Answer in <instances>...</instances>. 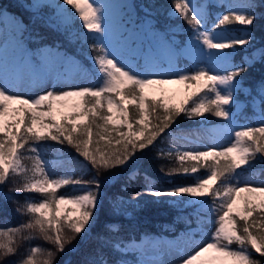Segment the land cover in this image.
Returning <instances> with one entry per match:
<instances>
[{
	"label": "snow or ice",
	"instance_id": "1",
	"mask_svg": "<svg viewBox=\"0 0 264 264\" xmlns=\"http://www.w3.org/2000/svg\"><path fill=\"white\" fill-rule=\"evenodd\" d=\"M20 6L31 12L34 22L63 29L72 25L73 12L69 11L70 6L82 21L83 27L93 34H81L78 38L83 42L88 39L96 41L91 46L96 55L89 59L102 75V84L96 88L79 87L59 92L48 90L33 98L11 94V90L22 86L33 87L49 81H74L87 75V72L77 60L62 53L59 45H43L35 52L28 49L25 46L26 32L29 33L28 39L42 40L43 37L39 33L33 36L22 19L7 17L0 12V22L10 26V31L0 29V185H5L10 177L21 176L24 181L22 187L13 191L42 194L39 201L26 197V203L17 208L18 213L30 217L28 222L0 230V258H5L0 260V264H10L6 258L16 254V238L25 231L30 234L38 231L59 252H65L66 244H71L82 233L87 234L94 211L100 203L102 182L98 178L87 182L68 177L49 179L45 162L40 158L39 141L48 138L60 143L67 141L97 170L113 169L133 161L134 149L139 147L143 150L151 145L174 122L173 117L181 113L188 119L203 117L205 113L222 118L226 123L210 130L213 142L225 136H234L232 145L224 147L223 151H188L179 156L180 161H184L186 157L191 160L230 157L225 169L213 168L206 178H201L192 186L150 192L155 197H180V194H188L201 206L196 210L197 216L207 209L216 217L211 242L199 247L183 264H212L220 259L230 260L231 264H260L259 260L253 259L250 250L264 256V223H250L249 217L258 210L264 213V199L255 203L245 197L243 210H235L234 206L241 192L264 197V187H251L247 183L241 187L239 173L236 171L241 165L249 164V160L257 159V154H261L259 159L264 161V126L235 129L240 93L252 97L253 106L258 109L259 119L264 125V77H261L255 87L245 88L246 77L242 75L257 65L264 67V43L257 46L251 32L237 37L229 36L227 30L217 32L216 29L233 22L253 25L256 19H264V0H246L239 12L229 5L227 13L220 14L211 28H204L209 18L206 7L210 5L197 6L191 0H176L174 11L193 26L192 35L184 43H177L174 38L170 39L154 27L149 6L143 8V21L131 18L127 2L112 4L109 0H63L61 3L58 0H31L27 5ZM45 9H53V15L45 18ZM237 45H248L251 49L238 65L232 63L233 53L222 51L234 50ZM137 55L142 57L143 63L133 62ZM181 58L191 61V70L179 67L178 61ZM162 73L173 74L175 78H156ZM170 83L196 87L197 91L188 98L190 106L186 101L180 107L170 108L163 97L157 100L146 92V89L155 85ZM127 104H134L137 114L142 117L136 121L137 124H143L148 115L153 116L157 121L153 125L154 131L149 132L139 144L127 139L122 152L107 153L99 148L91 150L89 145L92 143L93 127H101L95 123L96 120L103 121L102 127L106 130L114 117H121V122L127 124L128 133L122 132L120 135H136L133 124L128 122ZM105 105L107 113L111 115L102 111ZM114 108L116 112H113ZM64 109L68 111L65 112ZM58 112L63 122L57 120ZM9 117L12 119L9 120ZM52 129L57 134H53ZM78 131L79 135H75ZM145 131L146 127L139 129L141 134ZM29 141L33 142L32 145H29ZM26 145H29L26 151L35 153V163L31 170L21 163L24 155L19 150L25 149ZM127 145L132 148L129 149ZM183 171L187 173L189 170L185 168ZM191 171L196 172L197 169L193 167ZM220 177L223 180L218 187L210 185V181L215 182ZM85 183L93 185L95 191L89 189L86 195L75 198L56 195V190L63 185ZM138 196L139 194L137 199ZM205 197H210L215 207L209 205ZM11 199V196L0 190V200ZM60 204H72L76 219H72L69 214L62 217ZM238 222H242L240 227ZM257 228L259 231L254 234L253 229ZM65 229L71 235H66ZM233 244L239 247L233 250ZM153 247L158 250L160 242L154 241ZM114 248L122 254L129 251L143 254L142 247L135 240L128 243L117 242ZM210 252L217 255L205 260L206 254ZM37 253L42 254V249L33 248L19 264H37ZM47 256L48 259L43 264H52L54 253L49 251ZM81 264H107V261L102 257H88ZM120 264L126 262L122 261ZM139 264H150V261L140 260Z\"/></svg>",
	"mask_w": 264,
	"mask_h": 264
},
{
	"label": "trees",
	"instance_id": "2",
	"mask_svg": "<svg viewBox=\"0 0 264 264\" xmlns=\"http://www.w3.org/2000/svg\"><path fill=\"white\" fill-rule=\"evenodd\" d=\"M175 2L176 0H133L140 21L145 18L143 8L149 6L152 20L155 21V25L161 30H166L169 26H176L178 24L183 29L191 30L193 26L188 24L183 17L177 16L171 18L169 16ZM21 4L23 3L20 0H0V12L6 11L22 19L24 24L28 25L29 32L33 36L39 33L43 37L42 40L28 39L29 33L26 32L25 38L28 49L35 52L36 49L43 45L51 47L59 45L60 51L64 52L67 56L78 59L89 68L95 77L98 76L96 67L89 59L96 55L91 47L96 41L88 39L86 42H83L78 38L81 34L91 36L90 33L83 29L80 23L76 22L75 27L77 31L71 33L72 31L68 29L54 28L43 22H34L31 12L26 11L25 8L20 6ZM53 12V9H45L43 15L47 18L52 16ZM222 13H227L225 5L221 7L211 5L208 9V23L204 25V28H211L215 24L216 18ZM221 28L229 29L237 37L241 36L244 31L251 32L255 37V44L257 46L264 43V19H256L253 25L247 26L233 22L219 26L217 29ZM180 37L181 41H184L185 36L181 35ZM235 48L236 52L233 56V64L238 65L243 60V57L250 53L251 49L248 48L246 51L240 45H237ZM178 63L182 68L191 70V61L181 58ZM242 75L246 77L245 86L255 87L261 77H264V67L257 65ZM116 98L118 99V97ZM239 100L243 101L245 106L238 112L235 130H241L243 127L248 126H264L259 119L258 109H255L253 106L252 97L240 94ZM166 104L170 108L180 107L171 103ZM127 107L128 122L133 124V132L136 135L125 137L120 135L122 132L128 133V128L126 123L121 122L122 120L120 122L116 121L118 116L114 117V121L107 125L106 130L102 127L104 122L96 120L95 123L101 125V127H93L92 143L89 145L91 150L94 151L99 148L101 151L107 153L122 152L127 139H131L139 144L144 141L149 132L154 131L153 125L157 121L153 116L148 115L144 119L143 124H137L136 121H139L142 117L137 114L135 105L127 104ZM102 111L111 115V113H107L106 105ZM113 112H116L115 108ZM60 121L63 122L62 116ZM173 121L170 127L157 136L147 148L141 150L139 147H136L134 149L135 156L133 161H130L125 166H117L113 169L97 170L67 141L60 143L50 138L39 141L40 158L45 162V170L56 160L76 159L88 166L89 170L85 173L75 171L66 177L84 182L98 178L102 182L100 189L101 210L94 214L93 220L90 221V225L87 228V234L82 233L76 236L71 244H66L65 252H59L56 246L46 240L38 231H32L31 234L29 231L23 232L21 236L16 238V254L6 258L10 261V264H19V261L25 259L31 250L36 247L42 249V254L37 253L35 256L37 264H43V261L48 259L47 252L49 251L54 253L52 264H81L88 257L96 259L102 257L107 261V264H120L122 261L126 262V264H139L140 260L145 259L138 252L129 251L126 254H122L114 248V244L117 242L128 243L132 240L139 242L143 237H175L182 230L185 231L189 228L197 227L201 218L205 216L202 214L197 216L194 207L184 210L178 209L170 204V200L173 197H155L150 192L156 189L167 190L179 186H192L201 178H206L213 168L217 170L225 169L230 162V157H211L206 160L203 158L200 160L186 158L184 161H180L179 156L181 152L173 146L171 138L172 135L180 134L182 130H191L202 127L204 124H207V126H217L226 122L211 113H205L203 117L193 119H188L181 113L179 116H174ZM87 122L84 121V123ZM145 127L147 131L141 134L139 129ZM21 131H23V126H21ZM51 131L53 134H57L54 129ZM75 135H79V131ZM101 136H103V139H101ZM117 141H120V143H117ZM32 143V141H29V145H32ZM29 145H26L25 149H20L19 152L24 155L21 163L31 170L35 163V153L26 151ZM127 147L129 149L132 148L131 145H127ZM220 151H223V149ZM260 155L257 154V159L249 160V164L241 165L236 170L239 173L240 186H244L249 179L264 177V161L259 159ZM193 167L197 169L196 172L191 171ZM185 168L189 170L187 173L183 171ZM108 177L112 178L108 179ZM222 180L223 177H220L215 181L213 186L218 187ZM104 181L107 182L103 183ZM23 182L21 176H14L10 177L5 185H0V190L13 198L9 201L0 200V230L18 227L22 223L28 222L30 217L18 213L17 208L26 203V197L38 201L42 198V194L13 191L15 188L22 187ZM77 186L95 191L94 186L91 184H67L58 188L56 195L64 196ZM137 194H139L138 199L136 198ZM208 199L214 205L211 198L208 197ZM128 212H130V216L126 215ZM214 220V218H210V221L214 222ZM252 221H256L258 225L264 223V213L259 210L253 213L249 217V222L251 223ZM241 225L242 222H238V227ZM258 231L259 228L253 229L254 234ZM65 233L66 235H71L68 229H65ZM235 246L238 247L239 245L235 244ZM250 251L252 252L253 259L259 260L260 264H264V256L255 253L254 250ZM3 259L5 258H0V260Z\"/></svg>",
	"mask_w": 264,
	"mask_h": 264
},
{
	"label": "rangeland",
	"instance_id": "3",
	"mask_svg": "<svg viewBox=\"0 0 264 264\" xmlns=\"http://www.w3.org/2000/svg\"><path fill=\"white\" fill-rule=\"evenodd\" d=\"M20 1L25 5L31 2V0H20ZM58 2L62 3L63 0H58ZM109 2L112 4H121V3L127 2L129 4V8L127 9V11L131 13V18L133 20L138 19L137 13L133 5V0H109ZM191 2L197 6H202V5L221 6L225 4L227 9H228V6L231 5L237 10V12H239L242 9L243 5L246 3V0H191ZM68 8H69V11L73 12L72 25L70 28H68V30L72 31L71 33H75L77 31V28L75 27L76 22L80 23L82 27H83V24H82V21H80L78 16L75 14L74 10L71 9L70 6H68ZM208 9H209V6L206 7L207 12H208ZM1 12H3L7 17L14 16L6 11H1ZM169 16L171 18H175L179 16V14L176 13L173 8L170 11ZM152 22H153L154 27L158 31L165 33L170 39L174 38L177 43L186 42L188 37L192 35V32H193V30L190 31V30L182 29L179 25L169 26L166 31H161L158 29V27L155 26V21H152ZM0 29L4 31H10V26L0 22ZM83 29L88 32L86 28L83 27ZM216 31L222 32V31H225V29H220ZM245 33L247 32H244L242 36H244ZM90 34L93 35L92 33ZM227 34L229 35L228 31H227ZM181 35H184L186 37L184 41H180ZM25 46H26V38H25ZM243 46L245 48H249L248 45H243ZM212 51H221V50H212ZM222 51L233 53V55L235 53V49L234 50L224 49ZM233 55H232V58H233ZM77 61L79 62L81 67L87 72V75L77 78L74 81H68V82L49 81V82H45L43 84L33 86V87L22 86L19 89L11 90V94H17V95L25 96L28 98H33L40 94H43L44 92L48 90H55L59 92V91L71 90V89H75L79 87L96 88V87L101 86L102 75L100 74L98 79H95L93 75L91 74V72L89 71V69L84 64H82L79 60ZM133 62L143 63L142 57L140 55H137ZM60 70H63V68H61ZM156 78L173 79L175 78V76L169 73H162L158 75ZM196 91L197 89L194 85L190 87L189 85L183 84V83H170V84H164V85H155L151 89H146V92L150 97L154 99H160L163 97L164 102L175 104L177 106L183 105L186 101L188 102V105H190L191 101H188V98L189 96H191L193 92H196ZM69 103H72V101H70ZM12 107H19V105H12ZM243 107H244V103L240 101L239 109ZM64 111L66 112L68 111V109H64ZM8 119L11 120L12 117H9ZM60 119H61V115L58 112L57 120L60 121ZM121 120L122 119L120 117L116 119L117 122H120ZM78 123L80 122L78 121ZM218 127L220 126L207 127V128L200 127V128H195L191 130H182L180 134L172 135L171 141H172L173 146L176 147L181 152V154L188 152V151L196 152V151L215 150L218 152L220 149L222 148L224 149V147L226 146H231L232 143L234 142V136H225L223 139H220L217 142H213V139L211 138L212 134L210 130L218 128ZM88 170L89 168L85 163L78 161L76 159H67L65 161L56 160L53 164L48 166L46 172L49 176V179H60V178L66 177L68 174H71L75 171L85 173ZM209 183L210 185L215 184V182H212V181H210ZM247 184L251 187H264V177L252 178L249 181H247ZM87 191H88L87 188L82 187V186H77L73 190L68 192L66 195H64V197H68V198H72V196L79 197L81 195H86ZM245 197H248L249 199L253 200L255 203H260L261 199H264V197H261L259 194L241 192L240 197L237 199V203L234 206L235 210H243V200ZM204 199L209 202L208 197H205ZM170 204H172L173 206L181 210L191 208V207H194L195 210H197L198 208L201 207L200 204L198 202L193 201V198H191L188 194H180V197H173L170 200ZM209 205H212V204L209 202ZM212 206L215 207L214 205ZM59 209H60V215L62 217L65 214H69L71 215L72 219H76V214L72 212V209H73L72 204H60ZM99 210H101V201L98 204L97 209L94 211V214L98 212ZM200 214L204 215L205 217L201 218V221L196 228H189L185 231H180L175 237H166V236H162V237L156 236V237H149V238L147 237L143 239L142 244H141L142 240L137 242V244H140V246L143 249L142 255L141 253L139 252L138 253L145 260L150 261V264H183V261L190 255L194 254L195 251L198 250L199 247L203 246L207 242H211V236H212V233L216 225L214 224V222L210 221V218L215 219L216 217L211 212H209L207 209L202 210ZM126 215L130 216L131 214L130 212H128ZM157 240L160 242V247L158 250L153 247V242ZM130 247L134 248L135 246L130 245ZM238 247H236L235 244L231 245V248L233 250L237 249ZM215 255L217 254L214 252H210L206 254L205 260H209L212 256H215ZM212 264H231V261L220 259V260H216L212 262Z\"/></svg>",
	"mask_w": 264,
	"mask_h": 264
},
{
	"label": "bare ground",
	"instance_id": "4",
	"mask_svg": "<svg viewBox=\"0 0 264 264\" xmlns=\"http://www.w3.org/2000/svg\"><path fill=\"white\" fill-rule=\"evenodd\" d=\"M72 198H75V196H72Z\"/></svg>",
	"mask_w": 264,
	"mask_h": 264
}]
</instances>
